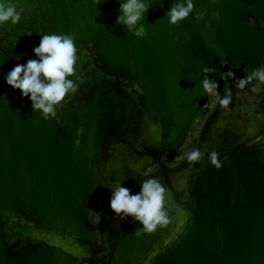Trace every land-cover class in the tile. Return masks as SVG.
<instances>
[{
    "label": "water",
    "instance_id": "water-1",
    "mask_svg": "<svg viewBox=\"0 0 264 264\" xmlns=\"http://www.w3.org/2000/svg\"><path fill=\"white\" fill-rule=\"evenodd\" d=\"M13 2L24 9L20 21L0 26V264H144L150 253L149 264H264V145L245 146L264 133V92L220 78L264 64V0H194L177 27L165 18L176 0H146L143 39L116 24L123 0ZM51 33L75 37L84 82L44 121L5 76L36 59L41 35ZM204 67L214 69L208 78L221 98L231 89L230 111L218 99L195 148L169 170L161 156L185 147L209 111ZM137 81L142 96L131 91ZM194 150L203 154L195 165L187 160ZM152 166L159 170L142 177ZM150 178L171 193L173 217L185 220L178 233L173 219L137 238L139 223L113 219L116 184L136 194Z\"/></svg>",
    "mask_w": 264,
    "mask_h": 264
},
{
    "label": "clouds",
    "instance_id": "clouds-1",
    "mask_svg": "<svg viewBox=\"0 0 264 264\" xmlns=\"http://www.w3.org/2000/svg\"><path fill=\"white\" fill-rule=\"evenodd\" d=\"M100 2L101 0H93V5L96 6ZM210 2L215 4L216 0H210ZM158 3L160 7H163V0H158ZM17 7L18 4L13 0H0V26L9 22L13 26L18 24L24 9L17 11ZM150 7L146 0H123L120 3V15L116 18V24L124 26L135 38L143 39L147 32L141 21ZM193 10L194 0H176L170 10L165 13L168 25L179 26L193 13ZM213 15L214 18L219 19L218 13ZM204 16V12H198L194 19L200 22ZM78 52L75 37L72 35L56 33L41 35L39 45L33 49L36 59H29L26 64H17L6 74L5 82L13 90H19L21 98L27 97L30 100L33 112L39 113L41 119L44 121L56 119L57 107L66 101L67 96H75L84 82L82 74H76ZM213 72L214 69L208 67L202 70L203 95L218 96L220 107L225 110V114H228L232 103V91L226 88L221 98L217 91L218 84L208 78ZM243 72V78H236L231 70L222 73L220 78L222 81L232 79L239 90H244L251 85L248 91L256 96L264 92V64L250 72L247 69ZM131 91H135L140 96L144 95L139 81L132 84ZM256 119L260 120L261 116L258 115ZM202 157L203 154L199 150H194L187 155V160L195 165L201 161ZM208 158L210 165L216 170L221 168L222 164L215 150L208 154ZM170 196L171 193L164 184L154 178L142 180L140 190L136 194H131V189L118 182L110 194L109 208L114 214L113 219L123 221L130 217L133 223L141 225L133 234L137 238L168 229L173 224V219L175 220L174 232L178 233L185 220L180 221L173 217L167 205ZM153 258L154 256L150 253L144 264H149Z\"/></svg>",
    "mask_w": 264,
    "mask_h": 264
},
{
    "label": "flooded vegetation",
    "instance_id": "flooded-vegetation-1",
    "mask_svg": "<svg viewBox=\"0 0 264 264\" xmlns=\"http://www.w3.org/2000/svg\"><path fill=\"white\" fill-rule=\"evenodd\" d=\"M210 100V108L209 111L203 116L200 120L196 122V124L191 128L189 138L190 142L185 144V147H181L175 152L172 153H164L160 160L164 164V166L169 170H174L178 167L180 162H182L186 156V154L195 148L197 139L204 128V125L212 116L215 111V108L218 104V98L216 96H208ZM263 107H264V99H263ZM250 145H264V133L260 134L256 139L247 143L245 146ZM159 170L158 166H152L147 171L145 176L155 174ZM108 201V198L104 199V203ZM102 205L99 207V209Z\"/></svg>",
    "mask_w": 264,
    "mask_h": 264
},
{
    "label": "trees",
    "instance_id": "trees-1",
    "mask_svg": "<svg viewBox=\"0 0 264 264\" xmlns=\"http://www.w3.org/2000/svg\"><path fill=\"white\" fill-rule=\"evenodd\" d=\"M146 174V172L142 175V177H144ZM97 213H98V209L92 208V212H91V219H90V223H92L93 225L97 224Z\"/></svg>",
    "mask_w": 264,
    "mask_h": 264
},
{
    "label": "rangeland",
    "instance_id": "rangeland-1",
    "mask_svg": "<svg viewBox=\"0 0 264 264\" xmlns=\"http://www.w3.org/2000/svg\"><path fill=\"white\" fill-rule=\"evenodd\" d=\"M102 203H104V202H102ZM101 205H102V204H99V205H98V208H99Z\"/></svg>",
    "mask_w": 264,
    "mask_h": 264
}]
</instances>
